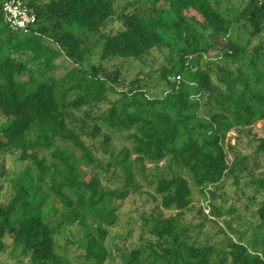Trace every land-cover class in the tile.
<instances>
[{
	"label": "trees",
	"instance_id": "1",
	"mask_svg": "<svg viewBox=\"0 0 264 264\" xmlns=\"http://www.w3.org/2000/svg\"><path fill=\"white\" fill-rule=\"evenodd\" d=\"M25 1L37 15L29 32L9 27L0 0V120L4 122L0 151L18 149L26 163L11 179L10 199L0 202V252L10 237L13 246L31 252L34 264H60L55 229L80 223L85 215L94 226L85 230L86 251L78 264H106L111 255L105 242L107 225L118 217L119 206L113 201L127 199L140 189L132 155L142 164L169 158L186 169L202 190L233 171L223 141L231 129L264 119V86L257 85L264 82V73L258 71L255 80L244 73L234 89L231 85L236 79L228 63H214L207 53L220 49L223 57L233 60L247 53L248 49L231 40L230 32L241 21L250 24L254 33L263 31L264 0H248L234 18L212 0ZM113 19L123 28L105 32ZM45 37L54 40L60 50L47 46ZM95 47L102 61L140 59L157 52L167 55L159 69V81L165 86L162 95L150 96L139 77L127 82L120 69L108 70L103 62L82 70L76 82L63 88L53 76L19 78L27 65L18 54L32 52L52 71L61 53L83 64ZM250 62L255 71L259 63L264 65L263 44L254 46ZM214 77L228 86L224 99L229 103L213 106L205 115L200 113L201 100L210 93L206 103H211L218 88ZM72 91L76 92L73 98ZM110 131L124 132L130 144H122L113 160L104 162L94 140L103 134L102 147L109 148ZM257 149L264 152V139ZM88 166L95 167L94 175L83 170ZM118 174L121 185L104 184ZM257 181L264 191V174ZM155 191L161 200L145 216L151 235L122 252V264H264V232L253 250L232 241L230 262L226 256L214 261L213 246L190 239L183 215L193 202L192 187L184 175L160 177ZM50 197L65 208L55 227L45 221L42 212ZM259 205L262 227L264 200ZM164 209L176 213L166 215Z\"/></svg>",
	"mask_w": 264,
	"mask_h": 264
},
{
	"label": "rangeland",
	"instance_id": "2",
	"mask_svg": "<svg viewBox=\"0 0 264 264\" xmlns=\"http://www.w3.org/2000/svg\"><path fill=\"white\" fill-rule=\"evenodd\" d=\"M119 3H126L131 0H118ZM226 16L236 17L246 6L248 0H212ZM142 4V3H141ZM140 3L138 5H141ZM129 9L134 7L129 5ZM123 28L117 19L109 21L104 31L116 33ZM230 38L243 48L248 49L247 53H242L237 60L232 57H223L220 49H212L207 56L214 63L224 60L228 63L233 72L232 77L236 79L231 85L236 89L240 85V77L248 73L255 80L256 73H264V65L258 64L255 71L250 63V55L256 45H264V30L259 33L253 32V27L244 24L243 21L236 24L231 32ZM43 42L50 48L59 49V45L51 38L45 37ZM93 53L86 56L83 64H78L67 57L64 53L58 55L54 62L56 64L52 71L45 69L43 61L33 57L32 52H25L21 58L26 62L27 69L20 74V79L30 77L45 78L53 76L58 82V87H68L83 75L82 70H90L92 65H99L101 62L108 70L120 69L123 73V80L129 81L139 77L142 83L146 84L150 96L162 95L165 86L159 81V69L167 61L164 53H152L142 56L140 59L115 57L109 60H100V49L95 47ZM196 64V62H195ZM218 88L215 90L211 103H206L210 93L201 100L200 113L207 115L213 106L219 108L220 104L228 105L229 100L224 99L228 94V86L218 82L214 77ZM258 86H264V82H258ZM153 87V88H149ZM192 90L196 85L190 84ZM76 92L72 91L71 97H75ZM217 99H216V98ZM106 106L96 107V112ZM101 109V110H102ZM81 115H84L81 113ZM4 123L0 120V125ZM112 140L111 146L102 147L103 134L94 141L99 148L98 157L106 162L113 160L119 153L122 144L129 145L125 133L120 131H110ZM264 139V119H256L250 126H240L231 129L225 136L224 146L227 159L233 165V171L226 173L218 184H210L204 190L197 185L188 171L179 164L172 162L169 158L155 163L146 160L143 164L136 161L132 155L133 167L135 170V180L140 184L138 191H132L127 199H114L117 204V219L114 223L107 225L106 236L107 247L111 250V255L106 264H122V252H129L137 246L142 239L149 237V225L145 216L150 215L153 207L160 202L161 196L155 191L157 181L162 176L184 175L188 178L192 187L193 202L185 210L183 224L187 227L190 239L197 243H207L215 248L213 260L218 261L226 256L228 262L231 261L229 250L230 243L237 241L248 245L250 250L256 246V239L264 232L261 227L259 216L260 202L264 200V191L258 187V178L264 174V152L257 149L260 140ZM26 165L20 158V151L14 149L13 152L7 149L0 151V202H7L13 188L11 179L17 175ZM83 170L92 176L96 169L94 166L83 167ZM116 179L110 181L105 179L104 184L109 187H117L122 184V176L117 175ZM64 206L54 197L48 198L43 205V217L45 221L52 225H57V220L64 211ZM166 215L175 214V210H165ZM82 221L73 225L62 226L55 229L54 236L57 244V251L62 255L60 264H78L84 259L85 254V230L94 226L93 220H87L82 216ZM7 247L0 252V264H34L31 252L25 251L22 246H13L12 239L6 238Z\"/></svg>",
	"mask_w": 264,
	"mask_h": 264
},
{
	"label": "built area",
	"instance_id": "3",
	"mask_svg": "<svg viewBox=\"0 0 264 264\" xmlns=\"http://www.w3.org/2000/svg\"><path fill=\"white\" fill-rule=\"evenodd\" d=\"M4 21L12 29L31 31L37 23L36 13L28 7L25 0H1Z\"/></svg>",
	"mask_w": 264,
	"mask_h": 264
}]
</instances>
